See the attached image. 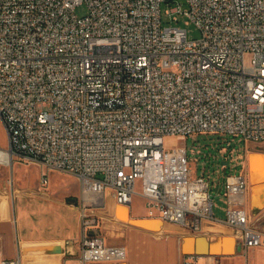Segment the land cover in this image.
<instances>
[{"label": "built area", "instance_id": "1", "mask_svg": "<svg viewBox=\"0 0 264 264\" xmlns=\"http://www.w3.org/2000/svg\"><path fill=\"white\" fill-rule=\"evenodd\" d=\"M184 1L185 9L179 0H0L6 149L77 180L73 264L126 256L123 244L89 232L106 190L123 205L141 196L150 218L186 233L211 221L229 227L243 250L264 246L245 172L215 186L225 204L219 219L186 147L166 143L200 132L264 142V0ZM171 2L165 11L186 16L199 38L162 26L161 5ZM82 3L87 13L77 16ZM47 184L42 172L40 191ZM0 264H22L21 252Z\"/></svg>", "mask_w": 264, "mask_h": 264}, {"label": "crops", "instance_id": "2", "mask_svg": "<svg viewBox=\"0 0 264 264\" xmlns=\"http://www.w3.org/2000/svg\"><path fill=\"white\" fill-rule=\"evenodd\" d=\"M246 168L248 203L252 211H259L261 217L258 225L264 227V205L261 208L253 206L252 199V186L260 182L250 178L248 161ZM18 192L20 194L12 202L7 197L0 198V259L15 257L17 251H20L22 264H27L26 262L73 264L81 236L79 213L75 205L79 196V186L75 196L66 198L61 195L55 199L62 206L61 210L36 209L29 204H21L17 210L16 199L40 194L38 191L31 190H26V195L21 194L20 190ZM68 192L70 191L65 193ZM261 193L262 191H258L255 194L256 201ZM102 198L103 205L97 209V223L89 229V232L99 233L109 244H123L126 256L122 261L90 264H187L186 262L190 260L195 261L196 264H215V258L218 259V264H264V246L244 249L245 255L243 252L229 256L184 255L181 249V238L188 233L184 232L180 226L159 220L154 221L156 222L155 230H149L128 221L130 218L150 219L141 196L138 197L142 201L140 205L135 201L137 198L135 195L129 205L120 204L109 190L103 192ZM213 208L215 214V205ZM201 233L208 235L210 239L228 233L235 240L231 235V229L222 223L205 221ZM68 241H72L69 246Z\"/></svg>", "mask_w": 264, "mask_h": 264}, {"label": "rangeland", "instance_id": "3", "mask_svg": "<svg viewBox=\"0 0 264 264\" xmlns=\"http://www.w3.org/2000/svg\"><path fill=\"white\" fill-rule=\"evenodd\" d=\"M179 2L181 3V9H185L187 6L185 1L179 0ZM174 5V2H171L170 5L162 3L160 9L162 26L176 25L186 30L189 39L199 38V29L192 22L186 23V16L181 13H167L165 11V9ZM86 13L87 6L85 3L75 7V14L77 16H83ZM174 16L177 17V20L172 19ZM166 143L173 147L180 145L186 147L188 162L193 169L192 171L196 174H203L209 181L212 189L211 194L214 198L215 215L219 219L223 218L222 208L225 204L222 193L215 191V186H222L226 177L230 174H235L240 171H244L246 174L247 158L250 152H264V142L256 143L245 141L239 135L226 133L200 132L188 136H173L167 137ZM0 147H7V134L1 120ZM42 172H45L48 176V184L45 188L46 192H41V188L38 187ZM252 175L254 181L264 177V167L259 172L252 171ZM77 189L78 182L73 175L56 169H48L35 162L19 158L15 155L12 156L10 163L0 164V198L4 196V198L7 197L12 202L13 199L20 194L18 190L22 191L21 194L25 195L27 194L25 193L26 190L40 192L38 195L16 199L15 204L17 210L18 206L21 204H29V206L36 209L46 208L61 210L62 206L58 204L55 199L61 195L66 198L73 197ZM67 191L70 192L65 193ZM43 193H45V195H43ZM263 196L264 191H262L257 198V202H259ZM135 197H137L135 201H137L139 205L142 204V201L138 198L139 195H135ZM24 199H26V201ZM253 206H256V204L253 203ZM225 244V251H231L229 250V244ZM13 250H15V248ZM242 252L243 249L235 254L239 255ZM243 255H245V252H243ZM249 256L248 254V257ZM26 263L31 264L33 262Z\"/></svg>", "mask_w": 264, "mask_h": 264}, {"label": "water", "instance_id": "4", "mask_svg": "<svg viewBox=\"0 0 264 264\" xmlns=\"http://www.w3.org/2000/svg\"><path fill=\"white\" fill-rule=\"evenodd\" d=\"M261 154H264L262 151ZM249 159V158H248ZM249 165V162H248ZM128 221L134 225L142 226L149 230H155L156 227L154 221H159V218H140V219H128ZM203 225V224H202ZM229 244V252L225 251L226 244ZM72 241H68L67 245H71ZM181 249L184 255L195 256H229L236 252H240L242 249L241 243L233 240V237L228 233L223 236H214L212 239L204 233H188L181 238Z\"/></svg>", "mask_w": 264, "mask_h": 264}, {"label": "bare ground", "instance_id": "5", "mask_svg": "<svg viewBox=\"0 0 264 264\" xmlns=\"http://www.w3.org/2000/svg\"><path fill=\"white\" fill-rule=\"evenodd\" d=\"M259 153L261 152H253V153L250 152L248 155L249 159L247 158V161L249 162L248 170H250V178L252 180H254L252 171L259 172L264 167V154H259ZM12 156L13 155L10 151H8L6 148L0 147V164L10 163ZM257 181H259L260 183H257L256 185L252 186V199H253V203H255L258 208H261L264 205V196L259 202H257L255 200V194L258 191H264V177L258 179ZM159 220L162 219L159 218Z\"/></svg>", "mask_w": 264, "mask_h": 264}]
</instances>
